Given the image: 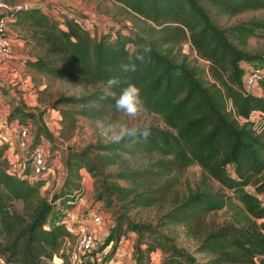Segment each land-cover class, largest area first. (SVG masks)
<instances>
[{"label": "trees", "instance_id": "obj_1", "mask_svg": "<svg viewBox=\"0 0 264 264\" xmlns=\"http://www.w3.org/2000/svg\"><path fill=\"white\" fill-rule=\"evenodd\" d=\"M201 1L111 0L144 25L135 30L120 26L112 29L114 32L96 34L79 23L75 14H65L55 3H49L48 7L61 15L60 20L40 7L31 6L14 10L10 16L21 14L25 23L38 33L39 45L48 48L45 57L38 56L27 63L49 75H72L85 83L104 86L116 74L118 64L136 53L140 46L148 45L152 49L144 62L138 64L137 71L130 74L128 82L142 87L147 111L158 114L164 126L141 125L151 128L146 141L99 144L95 147L98 150L95 157L85 150L68 148L67 190L54 194L53 201L58 199L72 207L69 205L75 201L72 187L78 188L75 182L80 170L85 168L97 176L98 163L107 162L120 150L131 155L141 152L160 156L145 167L105 173L101 179L104 191L132 198L130 202L134 206L165 203L173 195L174 187L165 176L173 170L198 165L207 180L218 183V188H198L175 202L161 217L163 224L200 223L206 213L221 208L227 197L226 190L243 204L247 217L242 223L225 222L200 235L196 251L210 256L202 264H264V123L256 132L248 122L238 119L246 118L252 111L264 112V84L260 95L246 92L240 68L242 63L252 64L261 56L237 46L257 30H264V21L221 25ZM203 1L220 14L264 10V0ZM183 42H188L196 55L208 62L210 81H202L197 65L189 63L178 52ZM174 47H177L175 54ZM48 54L53 58H48ZM113 91L118 96L120 88ZM101 92L64 101L80 105L75 112L89 118L119 114L114 108V98L99 100ZM46 136L51 139L48 133ZM7 148L0 135L2 264H42L58 255L73 230L68 227L67 215H54L52 202L41 195L45 179L29 181L30 159L24 165H14L6 156ZM229 165L232 172H228ZM111 178L129 181L134 188L108 182ZM258 219L262 221L258 223ZM123 226L138 237L137 264H151L158 248L166 254L161 264H183L180 259L183 254L171 247L152 226L124 219L119 222V233Z\"/></svg>", "mask_w": 264, "mask_h": 264}, {"label": "rangeland", "instance_id": "obj_2", "mask_svg": "<svg viewBox=\"0 0 264 264\" xmlns=\"http://www.w3.org/2000/svg\"><path fill=\"white\" fill-rule=\"evenodd\" d=\"M4 1L13 7L24 4L17 3L16 0ZM60 1L61 0H50L49 2L55 3L59 7L69 11L71 9L70 12L73 11V14L76 15L80 23L89 28L94 34L114 28L116 29L120 26L133 27L135 30L139 29V26L144 25L142 20L129 13L120 5L112 4L111 0H77L73 2L74 6L70 4V2ZM201 2L205 4L206 8L210 9L214 18L221 25L230 26L249 20L264 21V10H248L235 15L220 14L217 13L215 9L209 7L203 0ZM47 13L56 20L61 19V15L52 8L47 7ZM8 26L9 23H7L6 28L7 35ZM30 28L31 27H27L25 33L31 37L34 57H45L48 48L39 45L37 41L38 33L35 29ZM112 32H114V30H112ZM11 45L13 49L12 41ZM237 46L261 56L260 59L252 64L246 65L242 63L240 66L242 69L241 76L248 68L264 69V30H257L256 34L247 38L244 43H238ZM176 48L177 47H174L173 54H175ZM178 52L185 55L189 63L197 65L202 81L207 82L211 80L208 73V62L199 58L188 42H183L179 46ZM48 58H53V55L48 54ZM25 64L26 72H24L25 75L22 74V77H28H25L24 81L26 80L29 85L23 89L18 88L20 83L11 82L9 89H13L14 92L20 96V99L16 97L10 99L9 112L6 114V120L10 124L7 128L2 127L4 132L6 131L5 129H8L6 136L1 134L2 128H0V135L5 142V138H7L8 142L14 141V145L17 146L15 140V127L19 125L21 119L22 122L29 123L32 135L36 141L35 144L43 146L47 153V165L49 169L47 172H44L43 177L33 176L31 173L29 181L33 182L38 178L45 179V184L41 187L40 193L52 202L54 215L58 216L60 213L66 214L68 221L73 223L75 228L80 223H90L92 215L98 213L101 215V223L96 225L98 236L91 252L96 263H116L115 257L113 259V253L121 238L125 242L126 240L133 239V248L136 253V249L139 245L136 233L127 230L125 226L122 227L120 233L118 232L119 222L124 219L132 223H142L152 226V228L168 241L171 247L183 254L180 258L183 264H202L210 258V256L200 254L196 251L199 237L206 229L215 228L225 222H234L236 224L244 222L247 214L243 204L239 202L233 194L225 190L227 197L223 201L221 208L206 213L202 220H200V223L192 225L190 223L163 224L161 217L172 208L175 202L193 193L198 188L200 190H208L213 187L215 189L218 188V183L207 180L202 169L194 164L180 170H173L165 176L171 179L174 187L173 195L162 204L134 206L133 203L130 202L132 198H123L118 194L103 190L101 179L105 173L115 172L125 168L145 167L150 162L160 159V156L155 153L136 152L131 155L124 150H120L117 156L112 157L109 155L108 157L112 158L107 162L98 163L97 176H93V174L85 168L80 170V177L75 182L78 184V188L75 189L74 186L72 187V195H74L73 198L75 200L74 203L72 202V204H69L73 205L72 207H67L58 199L53 201L52 197L54 194L61 190L62 192L67 190L68 184L65 158L68 148H72L75 151L85 150L95 157L98 151L95 148L97 145L112 142L110 139L111 133L105 132L107 126L116 121H123L126 118L120 113L115 115L110 113L100 118H89L82 114H77L75 111L81 106L72 102H65L64 99L69 97H87L94 92L102 91L104 86L101 83H85L80 78L72 75H49L48 73L38 71L28 64L27 61ZM24 84L26 85V82H24ZM260 91L262 92L261 85L259 89H254L252 93L257 94L260 93ZM23 94H26L25 98ZM23 111L29 112L33 116H26ZM63 111L67 112V114L64 115ZM128 122L137 126L148 124L164 126L161 117L150 111H147L137 120ZM102 132L105 134H102ZM46 133L51 136V139L46 136ZM19 151L20 154L15 152L13 156L10 157L14 165L20 163V157L23 151L21 149H19ZM103 153L104 155L108 154L107 152ZM228 172H232V166L230 165ZM108 182H116L128 189L134 188L131 182L125 180L115 181L111 178ZM102 193H104L103 197L101 199L98 198ZM260 221L262 220H257L258 223ZM74 244L75 237L73 235L70 238H65L58 255H54L50 260H44L42 264H69L67 252L72 249ZM142 246H144V244H142ZM156 254L159 255L158 261L159 264H161V260L166 254L159 248L156 250ZM112 260H114V262H112ZM2 263L3 260L0 256V264ZM256 263H258V259H256ZM119 264L123 263L119 262Z\"/></svg>", "mask_w": 264, "mask_h": 264}, {"label": "built area", "instance_id": "obj_3", "mask_svg": "<svg viewBox=\"0 0 264 264\" xmlns=\"http://www.w3.org/2000/svg\"><path fill=\"white\" fill-rule=\"evenodd\" d=\"M27 7L26 4L9 7L3 0H0V71L3 69L6 59L12 52L11 40L7 35L6 29L11 11ZM1 9L4 10V12H1ZM262 84H264L263 68H248L242 75V85L248 93H252L254 89H259V86ZM238 119L240 122H248L253 130L259 132L263 128L264 112L252 111L246 118L238 117ZM9 124L10 123L8 122H4L3 127L7 128ZM15 129L17 146L23 151V154L20 157V164L24 165L30 159L32 175L43 176L44 172L49 170L47 165V153L43 146L34 143V137L29 123L19 122V125H17ZM90 220V223H80L73 230L75 244L72 249L67 252L69 264H99L95 262L91 252L98 236L96 225L101 223V215L99 213L94 214Z\"/></svg>", "mask_w": 264, "mask_h": 264}, {"label": "crops", "instance_id": "obj_4", "mask_svg": "<svg viewBox=\"0 0 264 264\" xmlns=\"http://www.w3.org/2000/svg\"><path fill=\"white\" fill-rule=\"evenodd\" d=\"M16 1L17 3H24L27 6L40 7L42 11L45 13H47V7L49 6V3H51L49 2L50 0H16ZM63 1L70 2V4L73 5V2L77 0H61L60 2ZM4 3L9 7H13L8 3H6L5 1ZM70 11L64 9L65 14L69 16L74 15L73 11L72 12ZM1 12H4V10L1 9ZM8 21H9L8 37L12 41L13 49L9 57L6 59L3 69L0 71V128L4 126V122H7L6 114L7 112H9V106H10L9 101L11 102L10 99H12L13 97L20 99V96L16 94L13 89L12 90L9 89L11 82L14 81L15 83H20V86L18 88H23V89L27 85H29V83L26 80L24 81L26 76L23 78L22 74L25 75L24 72H26L25 62L28 60H33L35 58L33 55L34 49L32 46L31 37H29V35L25 33L27 27L29 26L22 19L21 14L11 15ZM246 65L248 64L246 63ZM24 82H26V85L24 84ZM261 93L262 92L260 91V93H258L257 95H260ZM25 95L26 94H23L24 98ZM1 130H3L1 134L2 135L4 134L6 136L8 129H5L6 130L5 132L4 129ZM5 140L6 142H8L7 138H5ZM13 142L10 141L7 143L8 148L6 150V156L8 158L12 157L15 152L20 154L19 149L17 148L16 145H14ZM68 227L71 230H74L75 228L73 223L69 221H68ZM133 244H134L133 239L126 240V242L123 241L122 238L120 239V241L118 242V246L115 252L113 253V259L115 257V262H116L114 264H119V262H122L123 264H137L135 260V249L133 248ZM154 257L151 264H159L158 261L159 255L156 254L154 255ZM112 262H114V260H112Z\"/></svg>", "mask_w": 264, "mask_h": 264}, {"label": "clouds", "instance_id": "obj_5", "mask_svg": "<svg viewBox=\"0 0 264 264\" xmlns=\"http://www.w3.org/2000/svg\"><path fill=\"white\" fill-rule=\"evenodd\" d=\"M151 52L150 46H140L136 53L128 56L118 64L116 74L110 76L104 84L99 100L114 98L115 111L126 118L107 126L105 132L111 133L110 139L113 143H120L125 140L136 143L141 139L146 141L151 135L150 127L137 126L128 122L137 120L148 110L146 100L142 95V87L135 83H129L128 80L130 74L137 71L138 64L143 63ZM115 88H120L118 96L113 91ZM102 134L105 133L102 132Z\"/></svg>", "mask_w": 264, "mask_h": 264}, {"label": "water", "instance_id": "obj_6", "mask_svg": "<svg viewBox=\"0 0 264 264\" xmlns=\"http://www.w3.org/2000/svg\"><path fill=\"white\" fill-rule=\"evenodd\" d=\"M28 7H30V6H28ZM31 7H36V6H31Z\"/></svg>", "mask_w": 264, "mask_h": 264}]
</instances>
